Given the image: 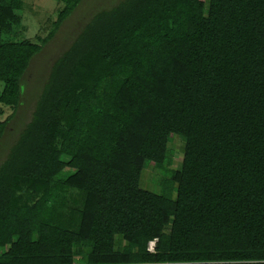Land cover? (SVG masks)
<instances>
[{
    "label": "trees",
    "instance_id": "1",
    "mask_svg": "<svg viewBox=\"0 0 264 264\" xmlns=\"http://www.w3.org/2000/svg\"><path fill=\"white\" fill-rule=\"evenodd\" d=\"M59 1L34 42L18 32L24 0H0V103L13 109L0 140L32 59L82 0ZM149 163L175 195L143 186ZM0 264H264V0L97 11L0 165Z\"/></svg>",
    "mask_w": 264,
    "mask_h": 264
},
{
    "label": "rangeland",
    "instance_id": "2",
    "mask_svg": "<svg viewBox=\"0 0 264 264\" xmlns=\"http://www.w3.org/2000/svg\"><path fill=\"white\" fill-rule=\"evenodd\" d=\"M121 0H82L71 16L60 26L56 35L48 42L41 52L31 61L23 78L22 101L14 117L9 121L5 133L0 140V165L7 158L11 148L18 140L25 125L31 120L36 102L51 72L52 65L72 44L83 27L99 10L110 8ZM63 3L59 0H24L22 25L18 32L22 38L41 42L51 30ZM4 83L0 81V93ZM13 112L11 107L0 103V120H4ZM183 141H175L169 153L172 164L178 167L183 158ZM142 178L143 186L154 192L168 196L175 195V187L170 182V170H159L153 163L145 168ZM68 174L65 169L61 176ZM155 243H149V249L154 250Z\"/></svg>",
    "mask_w": 264,
    "mask_h": 264
},
{
    "label": "bare ground",
    "instance_id": "3",
    "mask_svg": "<svg viewBox=\"0 0 264 264\" xmlns=\"http://www.w3.org/2000/svg\"><path fill=\"white\" fill-rule=\"evenodd\" d=\"M151 243H155L154 241H152Z\"/></svg>",
    "mask_w": 264,
    "mask_h": 264
}]
</instances>
